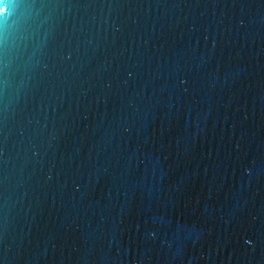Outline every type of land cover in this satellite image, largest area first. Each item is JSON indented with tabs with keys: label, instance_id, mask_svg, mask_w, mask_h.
I'll return each mask as SVG.
<instances>
[{
	"label": "water",
	"instance_id": "obj_1",
	"mask_svg": "<svg viewBox=\"0 0 264 264\" xmlns=\"http://www.w3.org/2000/svg\"><path fill=\"white\" fill-rule=\"evenodd\" d=\"M0 264H264V0H0Z\"/></svg>",
	"mask_w": 264,
	"mask_h": 264
}]
</instances>
